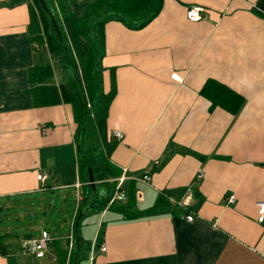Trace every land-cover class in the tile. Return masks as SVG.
Returning a JSON list of instances; mask_svg holds the SVG:
<instances>
[{
	"label": "crops",
	"instance_id": "0c3cea01",
	"mask_svg": "<svg viewBox=\"0 0 264 264\" xmlns=\"http://www.w3.org/2000/svg\"><path fill=\"white\" fill-rule=\"evenodd\" d=\"M29 1L0 0L2 213L13 196L57 189L75 195L77 181L81 194L86 186L71 106L35 101L30 68L52 60L45 46L34 49ZM65 1L79 17L94 2ZM192 6L204 8L203 19L187 18ZM100 55L101 87H115L106 118L113 142L108 159L126 176V197L114 203L126 204L134 189L136 209L160 197L164 206L137 218L108 204L86 210L78 221L77 264H264V221L256 220L257 203L264 201V0H160L158 13L135 28L108 16ZM175 72L180 81L170 78ZM59 77L56 68L55 83ZM208 80L242 95L237 113L210 107L200 93ZM146 171L149 184L138 180ZM74 210L75 199L66 234ZM10 242L14 264H73L74 250L59 258L51 245L36 258ZM0 264H8L5 255Z\"/></svg>",
	"mask_w": 264,
	"mask_h": 264
},
{
	"label": "trees",
	"instance_id": "16d2710c",
	"mask_svg": "<svg viewBox=\"0 0 264 264\" xmlns=\"http://www.w3.org/2000/svg\"><path fill=\"white\" fill-rule=\"evenodd\" d=\"M44 1L56 21L67 53L40 2L30 0L28 2L30 12L28 30L34 49L38 51L45 46L52 60H48L43 66L30 68V76L37 83L33 88V93L38 104L49 105L62 100L71 106L73 119L76 123V137L84 119V105L88 110L87 120L80 137V147L93 170L95 180V196L90 209H103L108 204L115 207L126 218H137L161 210L164 206L161 197L150 208L136 209L133 202L134 189L129 190L130 199L126 204L120 206L114 202L109 204L116 181L108 182L107 179L120 175V170L108 159L113 142L108 141L106 131V118L110 102L115 95V87L112 86L108 92L103 91L100 84L101 70L98 62L101 56L103 24L106 18L113 16L130 27H142L158 13L160 0H94L88 12L80 17L74 16L70 12L65 0H58L56 4L51 0ZM89 16H93V20L91 18L89 21ZM56 68L60 72L58 83H55L54 80ZM200 93L211 102L210 107L220 106L232 114L240 110L244 101L242 95L214 80H208ZM78 170L79 179L86 186L82 191V200L77 214L88 206L93 195L92 192H90V197L88 192L86 194V190L88 187L90 188L88 174L79 154ZM101 189H103L102 192ZM44 204V207H47V203ZM26 205H28L27 202ZM66 220L65 217L59 227L63 230L56 229V231H60L57 234L59 238L54 239L49 245L55 248L59 258L65 257L68 251L67 240L62 238L67 232ZM33 235L34 233L26 232L23 238ZM14 238L18 239V235L7 231L0 234V254L7 257L8 264H14L9 250L12 245L10 240ZM15 245L20 248V244L15 243ZM73 250L75 255V244Z\"/></svg>",
	"mask_w": 264,
	"mask_h": 264
},
{
	"label": "rangeland",
	"instance_id": "374dc122",
	"mask_svg": "<svg viewBox=\"0 0 264 264\" xmlns=\"http://www.w3.org/2000/svg\"><path fill=\"white\" fill-rule=\"evenodd\" d=\"M88 20H91V16ZM23 197H11L9 208L4 209L3 213L0 209V234L5 231L17 234L18 239L14 238L16 244H20V240L26 232L35 234L42 228L52 234H58L60 231H56V229L60 227L62 220L70 212L74 203V195L70 189L48 190L29 195L30 198ZM44 203H47V207H44ZM28 209L31 210L27 211ZM58 230L63 229L59 228ZM9 250H11V246Z\"/></svg>",
	"mask_w": 264,
	"mask_h": 264
},
{
	"label": "built area",
	"instance_id": "2783aa9c",
	"mask_svg": "<svg viewBox=\"0 0 264 264\" xmlns=\"http://www.w3.org/2000/svg\"><path fill=\"white\" fill-rule=\"evenodd\" d=\"M204 8L201 6H192L189 7L186 11V16L190 21H200L201 19L204 18ZM36 45V44H35ZM170 78L173 79L174 81H180V75L178 73H172L170 75ZM112 136H114L115 138L121 140L123 139V133H121V131L119 130H114L111 134ZM201 172L198 173V178L201 177ZM44 177H42V175H38L37 179L38 180H43ZM126 179V176L124 174L119 175L118 177H116V186H115V190L111 196V198L109 199V204L118 200H124L125 199V193L122 191L121 186L124 182V180ZM139 181L145 183V184H149L150 180H151V176L149 171H146L141 177L138 178ZM76 191H75V195H74V199H75V210L73 213V217L70 223V228H69V232L65 235V239L67 240V250L69 252H71L74 248V244H75V234H74V223H75V219H76V214L78 212V209L80 207L81 204V200H82V194L79 191V188L81 186L80 182H76L74 184ZM228 202L229 203H233L235 201V196L234 195H230L228 196ZM185 218L188 221H191L193 219L192 215H186ZM256 220L259 222H263L264 221V201H260L257 203V217ZM54 240V237L51 236V234L45 230V229H41L39 231V234L37 237H27V238H22L20 240V248L22 251H24L27 254H31L36 258H41L44 256L45 251L48 249L50 243ZM106 250V244L104 242H101L99 244V251L104 252Z\"/></svg>",
	"mask_w": 264,
	"mask_h": 264
},
{
	"label": "water",
	"instance_id": "95a60500",
	"mask_svg": "<svg viewBox=\"0 0 264 264\" xmlns=\"http://www.w3.org/2000/svg\"><path fill=\"white\" fill-rule=\"evenodd\" d=\"M43 8V10L48 14L50 20H51V23L58 35V38H59V41L61 43V45L63 46L65 52H66V48L64 46V42L62 40V36L60 34V31H59V28L56 24V21L54 19V17L51 15V13L48 11V8L46 6V3L44 0H38ZM67 53V52H66ZM70 59V57H69ZM71 60V59H70ZM74 72L76 73V68L74 66ZM87 116H88V110L86 108V106L84 105V119H83V122L78 130V134H77V137H76V146H77V151H78V154L79 156L81 157V159L84 161V164L86 166V169H87V174H88V183H89V186H90V189H91V192H92V199L91 201L89 202L88 206L82 210L79 211V213L77 214V217H76V220H75V223H74V232H75V255H74V260H73V264H77V260H78V255H79V251H80V248H81V245H82V239L78 233V221L79 219L84 215V212L88 209H90L93 205V201H94V196H95V180H94V174H93V170L90 166V164L86 161L84 155H83V152L81 150V147H80V137H81V134H82V130L84 128V124L87 120Z\"/></svg>",
	"mask_w": 264,
	"mask_h": 264
}]
</instances>
